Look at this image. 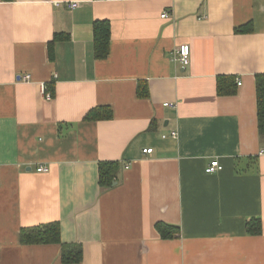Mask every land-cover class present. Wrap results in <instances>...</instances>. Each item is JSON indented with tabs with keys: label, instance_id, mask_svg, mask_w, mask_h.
Segmentation results:
<instances>
[{
	"label": "crops",
	"instance_id": "crops-1",
	"mask_svg": "<svg viewBox=\"0 0 264 264\" xmlns=\"http://www.w3.org/2000/svg\"><path fill=\"white\" fill-rule=\"evenodd\" d=\"M97 20L110 23L103 59ZM259 73L264 0H0V264H64L59 244L20 240L54 221L83 245L77 264H264ZM222 75L241 80L235 95H218ZM96 107L113 117L85 120ZM109 161L121 168L103 190ZM253 216L261 235L246 233ZM159 221L181 235L162 239Z\"/></svg>",
	"mask_w": 264,
	"mask_h": 264
},
{
	"label": "trees",
	"instance_id": "trees-1",
	"mask_svg": "<svg viewBox=\"0 0 264 264\" xmlns=\"http://www.w3.org/2000/svg\"><path fill=\"white\" fill-rule=\"evenodd\" d=\"M240 32V29H236ZM110 23L108 20H97L94 22V52L99 59L106 58L110 50ZM62 38L59 34L55 35L54 40L49 44L50 59H54V42ZM144 83L146 89H139L138 93L142 97L149 96L148 85ZM142 84H140L141 86ZM235 76L222 75L217 79V92L220 96L235 95L238 90ZM54 96V87L49 85L46 89ZM256 94H257V120L260 136H264V73L256 74ZM113 111L106 107H96L86 116L85 120L94 121L99 119H111ZM120 162L109 161L101 162L99 166V184L103 190L111 188L117 180ZM155 228L162 239H175L181 235L179 225L159 221ZM246 233L248 235L262 234V219L253 216L246 222ZM20 240L22 244H59L61 246V260L64 264H77L83 260V245L79 242H63L61 238V224L58 221L48 222L37 226L25 227L21 229Z\"/></svg>",
	"mask_w": 264,
	"mask_h": 264
},
{
	"label": "built area",
	"instance_id": "built-area-1",
	"mask_svg": "<svg viewBox=\"0 0 264 264\" xmlns=\"http://www.w3.org/2000/svg\"><path fill=\"white\" fill-rule=\"evenodd\" d=\"M73 8H75L76 6H78V3H73L71 4ZM162 17L163 18H167L168 17V13L167 12H164L162 14ZM190 54H191V51H190V46L187 45V44H184V45H181L179 48H178V51H177V55L175 57V60H180L183 64L187 65L189 64L190 62ZM24 77V80L26 81H29L31 80V76L29 74H26ZM237 84L238 86L242 84L241 80L238 78L237 79ZM42 87L44 88L45 87V83H42ZM44 91V89H43ZM44 94H46L47 98H50L51 97V94L50 92H47V91H44ZM165 106H170L172 108H175L177 106L176 103L174 102H166L164 104ZM164 137H166L164 135ZM171 137L173 138H178V132L177 131H172L171 132ZM144 153H151L153 152V148H145L143 150ZM223 166L221 165V163L219 162V160H213L207 167H206V172L207 173H215L217 171H220L222 170ZM38 171L39 172H47L49 171V168L46 167V166H40L38 168Z\"/></svg>",
	"mask_w": 264,
	"mask_h": 264
}]
</instances>
